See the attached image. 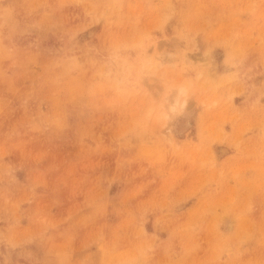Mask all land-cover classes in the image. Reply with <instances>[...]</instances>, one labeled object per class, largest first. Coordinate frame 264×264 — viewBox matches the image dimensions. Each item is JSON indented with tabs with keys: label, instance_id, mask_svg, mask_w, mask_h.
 <instances>
[{
	"label": "rangeland",
	"instance_id": "rangeland-1",
	"mask_svg": "<svg viewBox=\"0 0 264 264\" xmlns=\"http://www.w3.org/2000/svg\"><path fill=\"white\" fill-rule=\"evenodd\" d=\"M0 264H264V0H0Z\"/></svg>",
	"mask_w": 264,
	"mask_h": 264
}]
</instances>
